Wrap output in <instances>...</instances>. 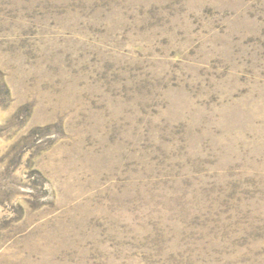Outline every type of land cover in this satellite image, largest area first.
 Returning a JSON list of instances; mask_svg holds the SVG:
<instances>
[{
  "label": "rangeland",
  "instance_id": "rangeland-1",
  "mask_svg": "<svg viewBox=\"0 0 264 264\" xmlns=\"http://www.w3.org/2000/svg\"><path fill=\"white\" fill-rule=\"evenodd\" d=\"M0 264H264V0H0Z\"/></svg>",
  "mask_w": 264,
  "mask_h": 264
}]
</instances>
